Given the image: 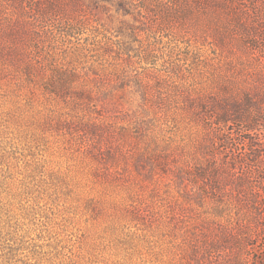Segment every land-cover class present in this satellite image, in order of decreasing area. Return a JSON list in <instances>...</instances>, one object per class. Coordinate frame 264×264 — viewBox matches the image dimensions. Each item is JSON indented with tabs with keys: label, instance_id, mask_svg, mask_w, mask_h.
<instances>
[{
	"label": "rangeland",
	"instance_id": "374dc122",
	"mask_svg": "<svg viewBox=\"0 0 264 264\" xmlns=\"http://www.w3.org/2000/svg\"><path fill=\"white\" fill-rule=\"evenodd\" d=\"M263 69L264 0H0V264H264Z\"/></svg>",
	"mask_w": 264,
	"mask_h": 264
},
{
	"label": "trees",
	"instance_id": "16d2710c",
	"mask_svg": "<svg viewBox=\"0 0 264 264\" xmlns=\"http://www.w3.org/2000/svg\"><path fill=\"white\" fill-rule=\"evenodd\" d=\"M261 79L264 81V69L262 70V72H261ZM248 100H250V101H252L253 100V98H248Z\"/></svg>",
	"mask_w": 264,
	"mask_h": 264
}]
</instances>
